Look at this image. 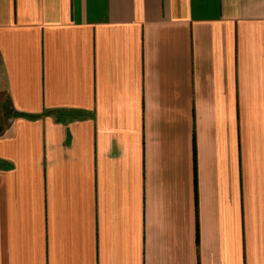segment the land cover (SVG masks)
Listing matches in <instances>:
<instances>
[{
	"label": "crops",
	"instance_id": "obj_1",
	"mask_svg": "<svg viewBox=\"0 0 264 264\" xmlns=\"http://www.w3.org/2000/svg\"><path fill=\"white\" fill-rule=\"evenodd\" d=\"M0 264H264V0H0Z\"/></svg>",
	"mask_w": 264,
	"mask_h": 264
},
{
	"label": "rangeland",
	"instance_id": "obj_2",
	"mask_svg": "<svg viewBox=\"0 0 264 264\" xmlns=\"http://www.w3.org/2000/svg\"><path fill=\"white\" fill-rule=\"evenodd\" d=\"M4 109H0V116H4V113H3Z\"/></svg>",
	"mask_w": 264,
	"mask_h": 264
}]
</instances>
